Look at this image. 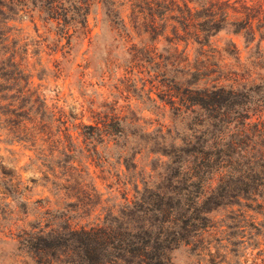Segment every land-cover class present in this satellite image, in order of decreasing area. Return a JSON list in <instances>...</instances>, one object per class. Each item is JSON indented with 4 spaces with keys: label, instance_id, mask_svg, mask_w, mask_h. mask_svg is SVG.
<instances>
[{
    "label": "trees",
    "instance_id": "16d2710c",
    "mask_svg": "<svg viewBox=\"0 0 264 264\" xmlns=\"http://www.w3.org/2000/svg\"><path fill=\"white\" fill-rule=\"evenodd\" d=\"M92 1L0 0L1 77L12 83L0 85V117L7 123L12 118L23 122V138L18 140L36 154L55 179L47 178L54 206L51 209L49 198L29 204L22 200L17 186L0 180L4 194L17 203L24 216L33 211L39 218L17 236L23 258L33 264H172V252L185 247L195 258L212 264L219 252L218 246L208 242L212 231L224 235L221 241L227 245L220 243L224 251L237 243L236 237L247 239L251 249L258 248L260 237L264 241V77L257 75L256 81L247 78L239 86L232 82L220 85V78L210 86L196 85L206 79L214 56L204 47L227 28L233 36L242 37L246 48L258 36L251 65L264 69L260 52L264 5H248L243 0L240 7H234L241 0H187L200 8L192 13L187 3L180 7L175 0H97L104 17L123 36H128L127 25L119 7L127 8L129 20L136 25L142 20L152 31L158 24L175 21L184 29V36H192L194 43L202 45L204 61L198 62L199 68L190 66L187 60L180 62L189 67L182 70L187 72L182 86L170 80L164 70L176 68L172 62L151 63L149 68L154 70L150 72L163 87L157 94L160 105L156 109L165 112L169 108L170 125L157 124L149 131L136 121L118 116L98 117L93 125L69 122L64 113L48 105L45 96L32 89L28 79L24 80L22 65L16 60L19 56L9 45L13 30L10 23H33L37 16L56 25L60 36H87ZM228 47L225 54H238L232 40ZM146 54L152 57V49H146ZM236 59L239 61V57ZM151 91L148 100L155 103ZM71 130L83 131L79 135L89 140L86 146L113 142L122 148L135 139L134 157L143 151L156 157L139 171L135 164L124 162L127 172L135 169L133 199L128 200L124 194L121 204L101 206L103 217L96 225L78 222L81 215L94 211L102 201L94 184L85 182L88 170L69 165L76 149ZM56 168L61 176H68L64 184L58 182ZM75 173L77 184L71 182ZM70 197L76 201L68 202ZM92 198H98L97 202L91 204ZM8 206L4 204V208ZM218 211L227 214L217 227L211 215ZM257 255L263 256L264 264L263 252Z\"/></svg>",
    "mask_w": 264,
    "mask_h": 264
},
{
    "label": "rangeland",
    "instance_id": "374dc122",
    "mask_svg": "<svg viewBox=\"0 0 264 264\" xmlns=\"http://www.w3.org/2000/svg\"><path fill=\"white\" fill-rule=\"evenodd\" d=\"M175 1L180 7L187 3V0ZM242 1L233 6L240 7ZM187 4L192 13L200 10L195 4ZM246 4L264 5V0H246ZM117 10L125 20V33L128 36H123L119 29L107 21L101 5L97 4V0H93L87 18V36H60L56 32V25L45 23L35 16L33 23L29 20L22 24L19 20L10 23L13 30L10 33L9 45L12 50H16L20 58L17 57L16 60L22 65L24 80L28 79L33 84L32 89L45 96L48 105L64 113L69 122L93 125L98 117L118 116L125 117L129 122L136 121L149 131L156 129L159 124L169 126V108L166 107L165 112L156 109V106L160 105L157 94L163 87L150 72L154 69L149 67L154 61H163V65L168 61L172 62L176 68L166 67L164 70L170 80L182 86V82L187 78V72L185 74L182 70L189 67L180 62L187 60L190 66L199 68L198 62L204 61L201 54L202 45L194 43L192 36H184V29L175 21L158 24L157 29L152 31L148 23L142 20L138 25L132 19L129 20L130 12L127 8L119 7ZM229 14L234 16L231 10ZM231 40L236 44L237 55L224 52L228 50ZM257 42L258 36L246 48L242 37L231 34V28L211 37L208 46L204 47L206 50L210 49L209 55H214L209 61L211 69L205 73L206 79L196 86H210L213 80L218 78L220 85L232 82L239 86L246 83L247 78H250L249 81H256L257 75L264 77V69H256L251 65L256 57ZM149 48L153 51V59L146 54V49ZM260 52L264 55V42ZM1 68L0 85L12 84L8 83L7 78L1 77ZM150 82L160 89L151 88ZM149 90H152L150 96L156 100L155 103L148 100ZM19 122L12 118L11 122L7 123L0 117V180L5 184L10 181L12 185L17 186L22 200L29 204L49 198L51 209L54 206L48 192L50 185L47 178L55 179L37 160L36 154L18 140L23 138V122ZM17 128H20L21 132H15ZM73 130L70 134L76 149L69 165L78 170H88V176L81 174L85 176V182L94 184L102 201L101 205L95 206L94 211L81 215L78 222L81 225H96L103 217L101 206L111 208L115 204H121L124 194L128 200L133 199L135 169L127 172L124 162L131 166L135 164L136 171H139L149 166L156 157H149L144 151L134 157V148H137L135 139H131L122 148L114 146L113 142L86 146L89 140L86 141L84 136L79 135L83 131ZM146 170L149 172V168ZM60 172L61 170L56 168L55 175L60 178L58 182L64 184L68 176H61ZM71 182L79 183L76 173L72 174ZM107 199H110V202L105 204ZM67 200L76 201L74 197ZM97 200L98 198H92L89 202L94 204ZM5 203L9 204L7 208H4ZM226 214L224 211H218L211 215L217 227L225 220ZM38 220L33 211L24 216L17 203L7 198L0 186V264H33L23 258V253L18 250L17 236L28 229V224ZM223 238L224 235L214 231L208 238V242L219 249L218 258L212 264H261L263 256L257 255L259 251L264 254V241L261 237L256 249L248 247L247 239L236 237L237 243L228 246L229 251L220 247L227 245L226 241H221ZM171 261L172 264H209L204 259L199 260L192 256L185 247L174 250Z\"/></svg>",
    "mask_w": 264,
    "mask_h": 264
}]
</instances>
